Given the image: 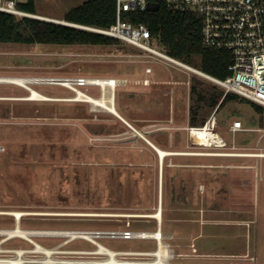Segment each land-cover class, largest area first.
I'll use <instances>...</instances> for the list:
<instances>
[{"label": "rangeland", "instance_id": "1", "mask_svg": "<svg viewBox=\"0 0 264 264\" xmlns=\"http://www.w3.org/2000/svg\"><path fill=\"white\" fill-rule=\"evenodd\" d=\"M34 1L37 14L63 20L69 10L87 0ZM148 59L123 41L115 46L0 43V76L39 79L42 82L30 86L52 97L72 98L76 91L48 83L53 81L47 78L126 79L117 89L116 101L135 127L102 106L74 100H23L30 93L27 88L0 83V211L40 213L23 217L22 228L112 229L130 220L132 229L154 231L156 218L51 213L139 214L161 208L162 231L174 252L186 255L193 246L197 248L196 259L175 261L241 263L250 262L254 255L262 263L264 159L228 155L253 151L256 135L238 132L233 149L229 127L236 119L247 128L260 127L259 114L249 100L227 103L216 113L215 130L228 145H202L187 129L190 87L197 81L223 89L195 72L150 64ZM148 64L158 81L151 85L137 81L149 77ZM75 87L101 95L100 87ZM136 130L170 151L208 154L167 155L162 171L158 153ZM13 226L14 217L0 213V227ZM37 240L46 246L60 241ZM103 243L114 250L156 247L148 239ZM85 245L80 241L69 246ZM4 246L28 243L15 239Z\"/></svg>", "mask_w": 264, "mask_h": 264}, {"label": "built area", "instance_id": "2", "mask_svg": "<svg viewBox=\"0 0 264 264\" xmlns=\"http://www.w3.org/2000/svg\"><path fill=\"white\" fill-rule=\"evenodd\" d=\"M17 2L18 0H0V11L19 16L34 15L19 9ZM116 2V22L109 27L73 25L137 47L144 52V56L149 58L148 63L195 72L219 85L224 90V96L227 93H235L264 106V0H116ZM160 2L175 11L189 10L201 15L203 45L206 48L224 49L231 53L232 62L228 65V76L218 78L194 68L170 55L167 48L160 42L159 36H154L148 25L133 24L121 19L122 12L147 11L156 8ZM145 71L150 73L152 68L148 66ZM56 79L59 78H47L46 80L56 82ZM62 79L71 84L70 86L64 85L68 87H99L82 76L63 77ZM122 83H127V80L119 79L117 85ZM217 108L203 127L212 121L211 128L216 135L220 136L222 144L213 143L211 147H225L228 145L227 140L215 130L218 124ZM198 128L201 127H187L190 134ZM229 132L232 135L231 147L233 149L237 148L235 137L238 132L254 133L256 142L252 148L253 151L242 153L232 151L228 155L264 159V126L247 128L236 119L230 125ZM25 216L21 218L13 216V227H0V264H264V261L259 263L254 255L250 257V262L241 263L210 259L175 261L177 257L196 259L197 248L193 246L191 253L177 255L163 233L160 238L156 236L162 229L159 219H157L156 229L153 232L132 229L130 220L125 223L124 227L112 229L22 228L20 224ZM83 216L98 215L84 214ZM39 238L60 239V241L52 246H46L37 240ZM15 239L25 241L28 246H4L5 243ZM107 239H148L154 240L156 247L154 250H114L103 243ZM80 241L86 245L83 247L69 246ZM160 241H162V246ZM161 249L162 251L158 254Z\"/></svg>", "mask_w": 264, "mask_h": 264}, {"label": "trees", "instance_id": "3", "mask_svg": "<svg viewBox=\"0 0 264 264\" xmlns=\"http://www.w3.org/2000/svg\"><path fill=\"white\" fill-rule=\"evenodd\" d=\"M17 7L26 13L37 14L34 0H28L26 3L18 0ZM116 16V0H87L69 10L62 19L72 24L106 28L116 22ZM121 19L133 24L148 25L151 33L159 36L168 53L187 64L214 77L225 78L229 75L231 53L203 45L199 13L189 10L175 11L160 2L156 8L147 11L122 12ZM121 42L73 25L0 11V43L115 46ZM189 94L191 105L188 121L190 126L195 127H203L216 107L218 112L229 102L248 100L235 93H227L224 96L223 90L217 89L216 86L199 85L197 81L190 87ZM250 102L260 116V126H264V106Z\"/></svg>", "mask_w": 264, "mask_h": 264}, {"label": "bare ground", "instance_id": "4", "mask_svg": "<svg viewBox=\"0 0 264 264\" xmlns=\"http://www.w3.org/2000/svg\"><path fill=\"white\" fill-rule=\"evenodd\" d=\"M34 17L41 18V19H48V20H57L54 18L46 17L43 15L39 14H34ZM59 21V20H57ZM89 82L97 84L100 89H101V95L100 96H93L87 93L86 91L82 90L79 87H71L76 91V94L72 98H57V97H52L50 95L44 94L43 92H40L36 88L30 86V84H35V83H40L39 79H34V78H24V77H6V76H0V83H14L17 85H20L22 87L27 88L30 93L26 96L21 97L23 100H30V101H37V100H74V101H84V102H89L92 105H97V106H102L104 107L108 112L114 114L115 116L120 117L121 114L117 110L115 106V89L117 86V82L119 79L114 78V77H92L88 78ZM56 82H48V83H57V84H63V85H71L68 83V81H65V79H56ZM47 83V82H46ZM9 98V97H8ZM214 122V121H213ZM212 121L209 122V124L206 127H201L198 129H194L190 136L196 141H198L200 144L205 145V146H212L213 143H216L217 145H221V139L220 136L216 135V132H214L211 128ZM137 133L142 136L158 153L159 159H160V164H161V170L163 171V164L165 157L167 155H172V154H200V155H205L208 153H203V152H197V153H186V152H176V151H170L167 149H164L154 143L152 140L149 138L145 137L143 133L140 131L136 130ZM0 213L3 214H11L12 216H16L17 218H21L22 216H27V215H33V214H40L37 212H29V211H24V210H12V211H0ZM42 214H45L42 212ZM49 214V213H48ZM98 215V216H124V217H150V218H156L161 220L162 219V209L159 208L157 211L153 213H139V214H127V213H119V214H113V213H77V212H70V213H51V215ZM154 232V231H153ZM163 231H159L157 233V237L160 238L162 235ZM161 246H162V241H160ZM162 249L158 252H160Z\"/></svg>", "mask_w": 264, "mask_h": 264}, {"label": "crops", "instance_id": "5", "mask_svg": "<svg viewBox=\"0 0 264 264\" xmlns=\"http://www.w3.org/2000/svg\"><path fill=\"white\" fill-rule=\"evenodd\" d=\"M39 15H41V14H39ZM43 16H47V15H43ZM151 64V63H150ZM159 65H161V64H159ZM149 66V64L146 66V67H148ZM161 66H163V65H161ZM145 67V68H146ZM151 68H152V66H150ZM163 67H165V66H163ZM166 68V67H165ZM145 74L146 75H148L149 77H144L142 80L141 79H139V80H137L138 82H141V81H145V80H148V82H145L146 84L145 85H151V83H153V82H155V81H157V80H155L156 79V73H155V70L152 68V72H150V73H146L145 72ZM158 82V81H157ZM124 86V84L122 83V84H119V85H117L116 86V89H115V106H116V108H117V110L120 112V114H121V116L120 117H118L121 121H123L126 125H129L130 127H132L133 129H135V127L126 119V117L123 115V113L120 111V109H119V106H118V104H117V101H116V93H117V89L119 88V87H123ZM185 128V127H184ZM162 148H164V147H162ZM164 149H167L168 150V148H164Z\"/></svg>", "mask_w": 264, "mask_h": 264}, {"label": "water", "instance_id": "6", "mask_svg": "<svg viewBox=\"0 0 264 264\" xmlns=\"http://www.w3.org/2000/svg\"><path fill=\"white\" fill-rule=\"evenodd\" d=\"M34 17V16H33ZM53 21V20H52ZM54 22H58V23H62V24H67V25H73L72 23H68L64 20H59V21H54ZM74 26V25H73Z\"/></svg>", "mask_w": 264, "mask_h": 264}]
</instances>
